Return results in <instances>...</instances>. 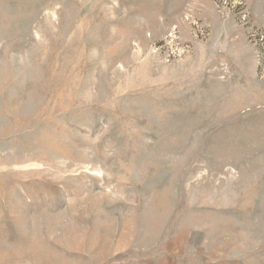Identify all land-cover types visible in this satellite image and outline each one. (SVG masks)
<instances>
[{
	"label": "rangeland",
	"instance_id": "374dc122",
	"mask_svg": "<svg viewBox=\"0 0 264 264\" xmlns=\"http://www.w3.org/2000/svg\"><path fill=\"white\" fill-rule=\"evenodd\" d=\"M0 264H264V0H0Z\"/></svg>",
	"mask_w": 264,
	"mask_h": 264
}]
</instances>
